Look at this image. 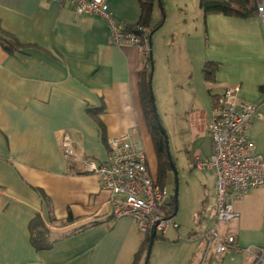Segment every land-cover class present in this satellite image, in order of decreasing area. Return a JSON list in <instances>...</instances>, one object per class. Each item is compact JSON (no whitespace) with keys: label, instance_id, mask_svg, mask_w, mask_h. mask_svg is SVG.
I'll use <instances>...</instances> for the list:
<instances>
[{"label":"crops","instance_id":"0c3cea01","mask_svg":"<svg viewBox=\"0 0 264 264\" xmlns=\"http://www.w3.org/2000/svg\"><path fill=\"white\" fill-rule=\"evenodd\" d=\"M161 1L164 23L151 42L149 37L143 42L148 52H140L131 45H111L107 20L78 15L76 4L0 0V27L17 44L13 53L0 45V264H143L151 231L141 235L134 220H116L101 178L70 166L68 154L71 150L78 158L104 164L108 140L129 131L146 163L151 140L157 174L147 163L148 170L175 197V189L169 193L159 177L143 103V82L150 75L171 167L166 179L175 164L159 107L167 122L173 118V128L184 119L208 139L207 151L193 156L192 165L209 173L214 207L202 226L182 232L176 223L178 228L162 234L174 255L172 264H201L216 223L217 175L207 167L214 154L209 124L229 85L240 86L241 101L257 109L259 118L249 125L247 137L264 159V23L259 14L205 16L201 0ZM108 2L124 30L139 25L142 0ZM157 6L154 24L163 18ZM231 204L238 215L232 226L238 245L264 249V187ZM157 239L156 232L152 247ZM205 264L264 262L246 252H211Z\"/></svg>","mask_w":264,"mask_h":264},{"label":"built area","instance_id":"2783aa9c","mask_svg":"<svg viewBox=\"0 0 264 264\" xmlns=\"http://www.w3.org/2000/svg\"><path fill=\"white\" fill-rule=\"evenodd\" d=\"M53 1L76 4L78 15L105 18L111 45H131L140 52H148V47L143 44L147 31L139 27L141 35L125 32L124 27L111 16L108 0ZM258 14L264 23V3L259 6ZM257 118V109L241 101L240 86L229 85L213 108L209 133L214 154L207 167L215 170L217 175L216 223L208 234L201 264H205L211 252L216 255L246 252L258 263L264 262V249L241 248L232 227L238 215L231 200L241 198L252 189L264 187V159L256 154L247 137L249 125ZM108 144L112 150L104 164L97 165L94 161L78 158L70 150L69 165L81 174L98 175L103 189L111 193L108 203L113 217L116 220H134L141 235H147L153 227L157 234H164L171 227L178 228L172 217L174 196L153 181L144 151L135 146L129 131L112 136Z\"/></svg>","mask_w":264,"mask_h":264},{"label":"rangeland","instance_id":"374dc122","mask_svg":"<svg viewBox=\"0 0 264 264\" xmlns=\"http://www.w3.org/2000/svg\"><path fill=\"white\" fill-rule=\"evenodd\" d=\"M172 1L173 0H169L170 3H172ZM177 1L178 0H175L174 3ZM163 5L164 3L161 1V7L159 6V3L157 7L161 15H166V11L164 10L165 7H163ZM160 88L159 84L158 90ZM186 94L190 96L191 92L186 90ZM157 111H159V116H162L164 120L165 126L163 125L161 118H159L163 129L165 132L167 131L166 134H168L169 138L170 154L176 169L175 172L168 174V178L165 179V185L167 186L169 193L172 194L177 183L179 185L178 212L173 219H175L174 221L180 226L179 230H182V232H188L194 227L202 226V224L206 222V220H203L202 218L206 217L207 211H209L210 215V212L214 207L215 195L213 187H211V183L207 182V180L210 179L209 173H207V171L202 172L200 170H194L192 165V159H194L193 156L200 155L207 151L208 139L199 131V133H197L195 127H193V129L190 128L187 120L184 119L175 122L177 128H173L171 124L173 118H170V122H167L164 114L165 110L159 107ZM147 147L150 152L147 156V163L148 166H150V172H152V174H157V165L155 163V166H153L151 162L152 159H154V154L151 151V140L148 141ZM200 150H202L201 153H198ZM205 174H208V178H206ZM203 227L206 228L205 225ZM157 236L159 239L153 244L148 264H172L170 257L174 255H172L169 247L164 245L162 234H157ZM143 249V264H145L147 251L145 248Z\"/></svg>","mask_w":264,"mask_h":264},{"label":"trees","instance_id":"16d2710c","mask_svg":"<svg viewBox=\"0 0 264 264\" xmlns=\"http://www.w3.org/2000/svg\"><path fill=\"white\" fill-rule=\"evenodd\" d=\"M264 3V0H201L200 7L203 10L205 16L212 14H221L226 16H231L235 18H251L258 14L259 6ZM158 4V0H142L141 5L143 9V16L141 22L136 27L127 28L125 32H134L141 35L138 32V28L142 27L147 31V37L159 30L164 23V15L158 24L153 23V15L155 7ZM164 7V6H163ZM165 10V8H164ZM164 13V12H163ZM143 37V34H142ZM0 45L7 50L9 53H13L12 50L16 49V42L5 33L0 27ZM210 66H206L205 73L207 72V80L211 79V73L208 71ZM152 76H148L147 80L143 82V88H145V93L143 92V103L145 106L146 117L148 120V125L150 133L153 137L155 143L157 156L159 158V177L160 179H166L167 172L170 171L169 160L167 157V143L164 135L158 126V119L156 111H154V98L150 91ZM144 91V90H143ZM80 172V171H79ZM174 210H176V204L173 205Z\"/></svg>","mask_w":264,"mask_h":264},{"label":"water","instance_id":"95a60500","mask_svg":"<svg viewBox=\"0 0 264 264\" xmlns=\"http://www.w3.org/2000/svg\"><path fill=\"white\" fill-rule=\"evenodd\" d=\"M158 3H159V6L161 7V0H158ZM149 41L151 42V35L149 36ZM150 58H151V54H150ZM160 129H161V126H160ZM162 133L164 134L163 130H162ZM173 170H174V172L176 171L175 168ZM175 192L176 193H175L174 200H175V204H176V210L174 212V216L176 215L177 208H178V206H177V200H178V183L176 185ZM155 236H156V229H155V227H153L151 229V233H150V244H149V249H148V254H147V260H146L145 264L148 263V260H149V257H150V253H151L152 243L154 241Z\"/></svg>","mask_w":264,"mask_h":264},{"label":"bare ground","instance_id":"6f19581e","mask_svg":"<svg viewBox=\"0 0 264 264\" xmlns=\"http://www.w3.org/2000/svg\"><path fill=\"white\" fill-rule=\"evenodd\" d=\"M109 147H110V150H109V155L111 154V146L109 145ZM96 163V162H95ZM97 165H101V164H98V163H96ZM86 175V174H85ZM87 175H89V174H87ZM96 176H98V175H96Z\"/></svg>","mask_w":264,"mask_h":264},{"label":"clouds","instance_id":"9594fccd","mask_svg":"<svg viewBox=\"0 0 264 264\" xmlns=\"http://www.w3.org/2000/svg\"><path fill=\"white\" fill-rule=\"evenodd\" d=\"M172 217H174V213H173Z\"/></svg>","mask_w":264,"mask_h":264}]
</instances>
